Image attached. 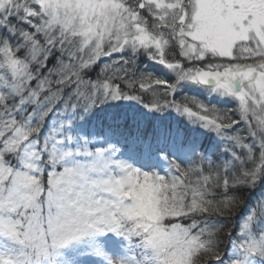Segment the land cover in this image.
I'll use <instances>...</instances> for the list:
<instances>
[{"label":"snow or ice","instance_id":"6c2138e0","mask_svg":"<svg viewBox=\"0 0 264 264\" xmlns=\"http://www.w3.org/2000/svg\"><path fill=\"white\" fill-rule=\"evenodd\" d=\"M0 264H264V0H0Z\"/></svg>","mask_w":264,"mask_h":264},{"label":"trees","instance_id":"16d2710c","mask_svg":"<svg viewBox=\"0 0 264 264\" xmlns=\"http://www.w3.org/2000/svg\"><path fill=\"white\" fill-rule=\"evenodd\" d=\"M153 71L155 72L156 75H161L162 74V69H160L159 67H154ZM183 91L187 92L190 95H196L198 96L201 100H207L208 98L206 96H204V94H202L198 89L195 88H186ZM208 102L211 103H215L216 99L213 97L211 98V100H209ZM137 111H141L139 108L136 109ZM167 119L171 120V121H178L181 124H184L186 127H188V125L186 124L185 121L182 120V118L176 117L174 114L169 113L167 114ZM195 131L197 132H201L202 130L200 129H195ZM205 135L209 138V139H215V137L212 136V134L210 133H205Z\"/></svg>","mask_w":264,"mask_h":264},{"label":"rangeland","instance_id":"374dc122","mask_svg":"<svg viewBox=\"0 0 264 264\" xmlns=\"http://www.w3.org/2000/svg\"><path fill=\"white\" fill-rule=\"evenodd\" d=\"M204 96H206V95L204 94Z\"/></svg>","mask_w":264,"mask_h":264}]
</instances>
